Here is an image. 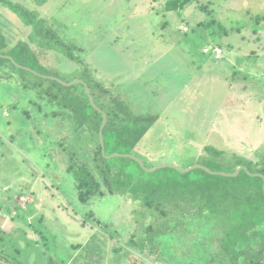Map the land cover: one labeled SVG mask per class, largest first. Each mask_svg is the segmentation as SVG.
Returning a JSON list of instances; mask_svg holds the SVG:
<instances>
[{
    "label": "rangeland",
    "instance_id": "rangeland-1",
    "mask_svg": "<svg viewBox=\"0 0 264 264\" xmlns=\"http://www.w3.org/2000/svg\"><path fill=\"white\" fill-rule=\"evenodd\" d=\"M11 2L55 29L80 59L78 66L32 47L43 72L52 75L44 77L74 84L85 65L128 111L158 117L131 154L142 161V175L156 177L171 166L218 169L232 155L264 163V18L254 21L264 16V0H190L180 12H164L166 0ZM0 28L10 46L30 33L1 2ZM211 35L223 51L219 61L203 52L213 46ZM164 47H177L178 55L161 56L157 49ZM5 88L10 93L0 87V252L8 263L211 264L221 231L202 220L148 242L149 256L134 251L125 242L144 239L140 207L113 193L81 204L65 173V155L49 147V159L37 147L33 128L19 122L20 111L37 115L36 105L13 83ZM35 120L42 136L57 144L71 141L65 139L69 125ZM207 147L226 157L214 158ZM159 166L168 167L146 171ZM127 169L139 176L134 164ZM96 218L112 226L113 237L95 226Z\"/></svg>",
    "mask_w": 264,
    "mask_h": 264
},
{
    "label": "trees",
    "instance_id": "trees-1",
    "mask_svg": "<svg viewBox=\"0 0 264 264\" xmlns=\"http://www.w3.org/2000/svg\"><path fill=\"white\" fill-rule=\"evenodd\" d=\"M35 1L43 4L45 0ZM0 2L17 15L30 32L26 40L10 46L0 28V87L9 92L5 87L13 83L22 92L23 99L36 105L37 115L30 116L20 111L19 122L33 128L30 132L37 147L49 159V147L58 148L65 155V173L71 177L81 204L89 206L95 198L107 193L121 195L136 203L142 211L136 216L142 218L139 224L144 239L138 244L130 237L125 243L144 256H149L151 252V240L185 230L190 220H202L205 225L218 227L221 231L218 253L213 256L211 264L217 263L215 260L219 261L218 264H264V193L263 179L259 176H264V163L259 165L232 155L228 166L219 165L218 169L206 167L213 172L225 171L229 174L243 167L236 177L210 175L201 169L181 173L173 168L159 171L156 177H147L142 175L145 172L133 159L105 158L98 139L102 114L91 106L85 87L89 89L95 105L106 115L102 130L106 156L132 154L158 117L135 115L128 111L122 100L97 81L85 65L79 68V80L85 85L64 86L44 77L52 75L43 72L45 67L32 47L40 51H54L78 65L80 59L73 45L39 20L36 14L9 0ZM189 2L166 0L162 9L164 12H180ZM263 18L257 16L254 21L259 23ZM36 116L45 121L52 119L69 125L70 132L65 134V139L69 135L71 141L57 144L50 136H42V130H37ZM50 123L53 126L54 123ZM206 151L214 158L224 160L226 157L223 151L212 147H207ZM131 163L138 167L139 176L127 169ZM95 220L99 230L113 237V228L109 223ZM0 261H8L2 252Z\"/></svg>",
    "mask_w": 264,
    "mask_h": 264
},
{
    "label": "water",
    "instance_id": "water-1",
    "mask_svg": "<svg viewBox=\"0 0 264 264\" xmlns=\"http://www.w3.org/2000/svg\"><path fill=\"white\" fill-rule=\"evenodd\" d=\"M9 59H11V58H9ZM15 65L17 67H21V66H19L17 64H15ZM21 68H23V67H21ZM23 69L28 70L26 68H23ZM48 78L53 79V80L61 83L64 86L72 85V84L63 83L62 81L58 80L57 78L56 79L55 78H51V77H48ZM74 84H83V85H85L84 82L83 81H80V80L79 81H76ZM85 91H86L87 97H88L89 102H90L91 106L93 107V109L102 114V119L103 120H102L101 127L99 129V132H98V139H99V144H100V147H101V153H102V155L105 158H107V159L115 158V157L130 158V159H133L137 164H139V166L141 168H144V165H143L142 161L139 160L138 158H136L135 156L131 155V154L122 155V154H119V153H114V154H111L110 156H106L105 155L104 142H103V137H102V130H103L105 124H106V115L95 105L94 100H93V97L90 94V91H89V89L87 87H85ZM165 167H168V166H161V167L159 166V167H155V168H152V169H147L146 171L148 173H153L156 170L161 169V168H165ZM168 168H173V169H175V170H177V171H179L181 173H188V172H190L192 170H195V169H201V170L205 171L206 173H208L210 175H219V176H222V177H236L239 174V172L243 169V167H238L235 170V172L230 173V174H227V173H214L210 169H208V168H206L204 166H200V165H196V166L191 167V168L186 169V170L179 169V168H176V167H173V166L168 167ZM259 176L263 179V193H264V176H262V175H259Z\"/></svg>",
    "mask_w": 264,
    "mask_h": 264
},
{
    "label": "crops",
    "instance_id": "crops-1",
    "mask_svg": "<svg viewBox=\"0 0 264 264\" xmlns=\"http://www.w3.org/2000/svg\"><path fill=\"white\" fill-rule=\"evenodd\" d=\"M11 1V0H10ZM48 2V0H45L44 1V3L43 4H45V2ZM40 5H42V4H40ZM111 7H113L112 5H110ZM114 8V7H113ZM154 8L155 7H153L152 9H153V11H154ZM151 13H152V11H151ZM145 14H147V13H145ZM148 14H149V12H148ZM150 15V14H149ZM131 18H133V19H135L136 18V16H131ZM28 28V27H27ZM183 29H186V28H183ZM183 29H182V31H183ZM208 29V28H207ZM29 34V33H28ZM212 36V35H211ZM209 40H210V42H211V44L212 45H216V46H219L220 47V42L219 41H217V35H215V36H212V37H209ZM157 50H159V54L161 55V56H168L169 58H170V55H172V58H173V56H175L176 57V55H178V49H177V47H164V48H158ZM213 58V57H212ZM143 59L144 58H140V59H137V62L138 63H140V62H142L143 63V65L145 66V63L143 62ZM213 60H214V58H213ZM221 60V59H220ZM152 61H154V59H152ZM214 61H217V60H214ZM219 61V60H218ZM254 106V109H253V111H256L255 113H258V112H260L259 110H257V108H259V106H257V103H256V106L255 105H253ZM257 107V108H256ZM217 150H219V149H217Z\"/></svg>",
    "mask_w": 264,
    "mask_h": 264
},
{
    "label": "built area",
    "instance_id": "built-area-1",
    "mask_svg": "<svg viewBox=\"0 0 264 264\" xmlns=\"http://www.w3.org/2000/svg\"><path fill=\"white\" fill-rule=\"evenodd\" d=\"M204 54H212L214 60L222 59L223 51L219 46L205 47L203 50Z\"/></svg>",
    "mask_w": 264,
    "mask_h": 264
}]
</instances>
